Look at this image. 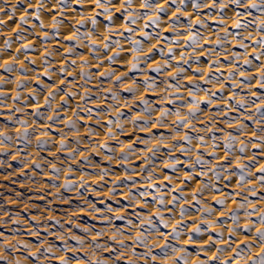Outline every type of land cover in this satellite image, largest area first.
Returning <instances> with one entry per match:
<instances>
[{
    "label": "clouds",
    "instance_id": "obj_1",
    "mask_svg": "<svg viewBox=\"0 0 264 264\" xmlns=\"http://www.w3.org/2000/svg\"><path fill=\"white\" fill-rule=\"evenodd\" d=\"M0 69V264H264V0H0Z\"/></svg>",
    "mask_w": 264,
    "mask_h": 264
},
{
    "label": "bare ground",
    "instance_id": "obj_2",
    "mask_svg": "<svg viewBox=\"0 0 264 264\" xmlns=\"http://www.w3.org/2000/svg\"><path fill=\"white\" fill-rule=\"evenodd\" d=\"M15 23V20H13V21H9V24L10 25H12V24H14ZM165 35H170L169 33H167V32H165ZM66 43L68 42L67 40L65 41ZM34 54V53H33ZM158 58V57H157ZM205 63H206V60L204 61ZM93 70H95V69H93ZM0 74H3V75H7L6 73H3V70L2 69H0ZM151 75H155L154 73H150ZM70 79H71V77H69ZM43 79H45L46 81H47V78L46 77H44ZM8 87H10V86H8ZM0 119H3V117H0ZM15 163V162H14ZM16 166V165H15ZM215 207H219V206H217V205H214Z\"/></svg>",
    "mask_w": 264,
    "mask_h": 264
},
{
    "label": "rangeland",
    "instance_id": "obj_3",
    "mask_svg": "<svg viewBox=\"0 0 264 264\" xmlns=\"http://www.w3.org/2000/svg\"><path fill=\"white\" fill-rule=\"evenodd\" d=\"M3 119H0V121H2ZM6 158V157H5ZM13 163V166H15V163H14V161L12 162ZM5 183H7V182H5Z\"/></svg>",
    "mask_w": 264,
    "mask_h": 264
}]
</instances>
